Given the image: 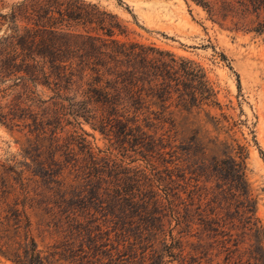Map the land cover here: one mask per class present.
I'll list each match as a JSON object with an SVG mask.
<instances>
[{"label": "trees", "instance_id": "obj_1", "mask_svg": "<svg viewBox=\"0 0 264 264\" xmlns=\"http://www.w3.org/2000/svg\"><path fill=\"white\" fill-rule=\"evenodd\" d=\"M191 1L212 18L236 17L242 25L255 15L253 29L264 31V0ZM19 6L33 26L0 37V82L10 80L11 88H24L26 100L33 99L32 84L52 86L58 122L63 121L67 107H77L110 141L107 149L94 151L83 137L70 135L61 144L54 131L46 149L32 148L37 150L35 155L25 150L36 156L33 172L52 185L60 212L67 219L58 227L64 240L57 250L46 256L31 252L29 264H164L165 257L174 254L175 245L179 257L186 259L181 233L186 226L191 228L187 219L191 209L181 195L188 184L182 162L190 164L191 150L151 131L150 126L154 120L173 121V106L188 111L218 103L203 68L153 45L116 38L125 27L117 15L96 3L24 0ZM16 18L14 12L13 20ZM72 47L85 51L79 67L63 60ZM80 70L82 83L86 79L89 87L77 100L76 93L67 94L73 91L75 71ZM16 116L14 111L0 113L5 124L15 125ZM33 122L47 134L43 121L35 117ZM182 149L185 157L179 155ZM211 162L239 197L247 228L256 238L252 257L264 264V225L255 216L254 201L248 194L245 162L231 154ZM167 212L177 222L170 232L164 223ZM175 228L178 234L173 233ZM167 235L170 243L165 242ZM35 247L33 240L32 251Z\"/></svg>", "mask_w": 264, "mask_h": 264}, {"label": "rangeland", "instance_id": "obj_2", "mask_svg": "<svg viewBox=\"0 0 264 264\" xmlns=\"http://www.w3.org/2000/svg\"><path fill=\"white\" fill-rule=\"evenodd\" d=\"M23 1L0 0V37L33 26L18 10ZM86 1L118 16L125 27L124 33L115 35L121 41L153 45L199 64L218 102L188 111L173 106L171 123L154 120L150 126L151 131L176 139L177 145L183 144L192 154L190 164L182 160L188 184L181 195L190 202L192 214L187 216L181 204V213L191 225L181 233L187 258L179 257L175 245L174 254L166 256L164 264H257L251 254L256 238L254 231L247 228L249 223L240 210L239 197L211 162L225 154L245 162L248 194L254 201L255 216L264 225V31L253 29L255 15L249 16L250 23L242 25L236 17L212 18L191 0ZM80 32L85 33L82 28ZM72 50L63 60L79 67L85 51ZM81 72L75 71L73 91L67 94L76 93L77 100L89 87L86 79L82 83ZM12 84L10 80L0 82V90H4L0 91V113L17 114L15 125L3 123L0 117V264H29L31 252L46 256L57 250L64 240L58 227L67 221L52 185L33 172L37 164L32 160L36 156L31 154L37 150L32 148L43 150L50 146L54 131L61 144L69 141L70 135L83 137L94 151L107 149L110 141L85 120L84 112L77 107H67L63 121L58 122L52 86L32 84L33 99L26 100L24 88H11ZM35 117L43 121L46 135L34 125ZM178 151L185 157L183 149ZM164 223L169 232L177 225L170 212ZM178 231L175 228L173 233ZM165 242H171L169 235Z\"/></svg>", "mask_w": 264, "mask_h": 264}]
</instances>
